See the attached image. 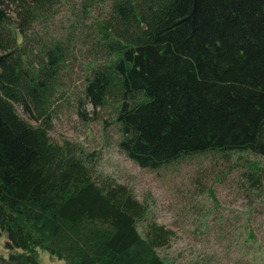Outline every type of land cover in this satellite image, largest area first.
Instances as JSON below:
<instances>
[{"label": "trees", "instance_id": "trees-1", "mask_svg": "<svg viewBox=\"0 0 264 264\" xmlns=\"http://www.w3.org/2000/svg\"><path fill=\"white\" fill-rule=\"evenodd\" d=\"M71 94L84 119L88 105L113 106L117 145L140 167L209 157L214 176L236 174L244 197L264 200V0H0L5 247L66 264H170L160 250L176 231L85 147L51 138ZM0 264L43 263L31 252Z\"/></svg>", "mask_w": 264, "mask_h": 264}, {"label": "rangeland", "instance_id": "rangeland-1", "mask_svg": "<svg viewBox=\"0 0 264 264\" xmlns=\"http://www.w3.org/2000/svg\"><path fill=\"white\" fill-rule=\"evenodd\" d=\"M69 7V5H65ZM62 12L59 20L64 19ZM80 66L72 70L80 86ZM76 95L61 101L51 138L70 141L94 154L95 169L129 186L149 204L152 216L176 231L170 247L160 254L170 264H191L214 255L216 264H264V200L249 201L238 191L236 174L214 176L221 165L209 157H196L161 169L142 168L117 145L113 106L102 110L87 106L88 119L78 114ZM7 235L0 236V254H35L43 264H66L41 248L8 250Z\"/></svg>", "mask_w": 264, "mask_h": 264}]
</instances>
